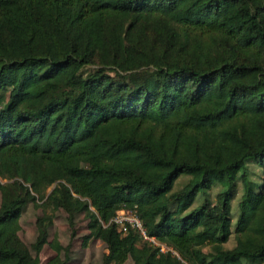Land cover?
<instances>
[{
    "label": "trees",
    "instance_id": "trees-1",
    "mask_svg": "<svg viewBox=\"0 0 264 264\" xmlns=\"http://www.w3.org/2000/svg\"><path fill=\"white\" fill-rule=\"evenodd\" d=\"M0 177V264H39L46 231L33 256L19 219L53 184L105 264H264V0H0ZM121 210L167 250L122 235Z\"/></svg>",
    "mask_w": 264,
    "mask_h": 264
},
{
    "label": "rangeland",
    "instance_id": "rangeland-1",
    "mask_svg": "<svg viewBox=\"0 0 264 264\" xmlns=\"http://www.w3.org/2000/svg\"><path fill=\"white\" fill-rule=\"evenodd\" d=\"M98 64L99 63L95 62L91 65H87L83 67L80 72L84 76L96 72L100 68ZM149 68L151 69V67ZM108 71L106 73L113 75ZM129 74L131 73L124 72L122 75L126 76ZM247 172L250 180L259 185L261 182V170L259 166L254 163H250L247 165ZM189 179L190 177L188 176H180L176 180L170 194L179 192L187 184ZM15 180L16 179H2L0 177V185H13ZM55 188V184L46 188L42 192L43 198L32 193L37 199L34 202H28L21 214L19 219V231L17 233L19 240L34 256L35 253L32 250V245L38 237V230L40 228H44L47 238L46 243L43 245L38 254L39 264H105L104 260L108 255L105 244L102 241L93 238L85 240V238L89 235V229L88 220L84 213L75 215L72 218L62 209H55L50 204L48 206L45 205L48 195ZM222 190L223 188L221 185H214L210 190L206 191L205 195L199 194L187 212L200 206L206 198L211 204H215L217 199L216 196ZM242 194L243 187L239 183L237 184L235 197L231 201L232 227L234 226L238 215V203ZM72 196L85 203L88 211L95 213V209L89 199L75 194H72ZM127 211L130 212V217H136L134 211ZM120 231L122 235H124L125 232L122 229ZM231 233L232 234L227 243L223 246L225 249H232L236 244L233 228L231 229ZM155 245L160 247L161 252H165L167 250L165 246L160 245L156 241ZM204 251L208 252L209 248L206 247ZM123 264L133 263L130 259H128Z\"/></svg>",
    "mask_w": 264,
    "mask_h": 264
},
{
    "label": "built area",
    "instance_id": "built-area-1",
    "mask_svg": "<svg viewBox=\"0 0 264 264\" xmlns=\"http://www.w3.org/2000/svg\"><path fill=\"white\" fill-rule=\"evenodd\" d=\"M129 211L121 210L118 211L115 215V217L111 220L115 225L120 227L124 232H126V227L130 226L131 228L136 229L142 238L146 241H149L155 245V240L148 238L145 234V231L142 227L141 222L138 220L137 217H130L129 216ZM119 228V229H120ZM120 229V230H121Z\"/></svg>",
    "mask_w": 264,
    "mask_h": 264
}]
</instances>
